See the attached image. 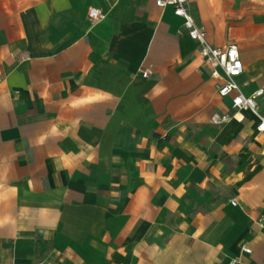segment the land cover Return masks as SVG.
Returning <instances> with one entry per match:
<instances>
[{
	"label": "crops",
	"instance_id": "1",
	"mask_svg": "<svg viewBox=\"0 0 264 264\" xmlns=\"http://www.w3.org/2000/svg\"><path fill=\"white\" fill-rule=\"evenodd\" d=\"M188 8L264 88V0ZM218 83L156 0H0V264H264V134Z\"/></svg>",
	"mask_w": 264,
	"mask_h": 264
},
{
	"label": "built area",
	"instance_id": "2",
	"mask_svg": "<svg viewBox=\"0 0 264 264\" xmlns=\"http://www.w3.org/2000/svg\"><path fill=\"white\" fill-rule=\"evenodd\" d=\"M189 0H156V5L160 8L171 7L174 14L184 19V27L192 40L200 46V53L204 65L209 68L211 77L221 83L217 84L220 96L230 97L232 100V112L215 113L212 116L214 125H221L233 119L243 121L244 117H238L243 112H251L257 119V131L264 134V112L261 111L258 99L264 95V88H260L251 95H246L241 91L238 78L243 74L244 67L240 58V52L236 45H229L227 48H218L207 41V33L203 26L199 25L189 12ZM88 17L93 23L100 22L104 17V12L97 7L88 9ZM151 73L147 70L144 76ZM235 205L236 202L233 201ZM244 254H250L251 248L242 246ZM228 264H240L239 259H233Z\"/></svg>",
	"mask_w": 264,
	"mask_h": 264
}]
</instances>
